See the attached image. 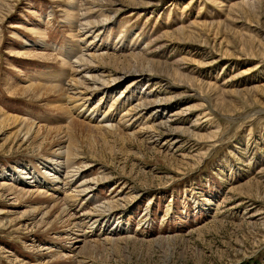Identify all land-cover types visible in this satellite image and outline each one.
<instances>
[{
	"label": "rangeland",
	"instance_id": "rangeland-1",
	"mask_svg": "<svg viewBox=\"0 0 264 264\" xmlns=\"http://www.w3.org/2000/svg\"><path fill=\"white\" fill-rule=\"evenodd\" d=\"M90 53L104 57L88 73L119 80L70 102L84 116L58 89ZM17 116L39 129L28 142ZM62 133L81 158L65 156L61 188L9 182L83 217L96 264H264V0H0V183L23 165L44 171ZM92 178L104 179L78 195ZM33 199L0 186V264L65 247ZM106 237L121 240L108 249Z\"/></svg>",
	"mask_w": 264,
	"mask_h": 264
},
{
	"label": "bare ground",
	"instance_id": "bare-ground-1",
	"mask_svg": "<svg viewBox=\"0 0 264 264\" xmlns=\"http://www.w3.org/2000/svg\"><path fill=\"white\" fill-rule=\"evenodd\" d=\"M80 15L82 17V15H85V13H80ZM86 16H88V15H86ZM100 22H102V21H100ZM82 24L83 25L79 24L80 25V27H79L80 31H86V30L91 31V29H97L100 27V24L97 23L96 21H93V22L91 21V23L86 24L87 27H85L86 26L85 23H82ZM102 24H103L102 26L105 25V23H102ZM84 55H82L81 57L79 56L78 59L74 60L72 63L73 67L75 68V71L77 73L81 74V78L80 77H79V79L74 78L72 81L68 82L66 84V89H58L59 90L58 96L61 97L60 99H62V101L66 100V103L71 104V107L75 108L76 112H79L78 115L85 113V104L72 105V103H70V102L73 99L80 97V96H81V98L85 99L86 93H89L91 95V93L96 92L98 90H103V92L112 91V89L115 88V85H116V83H118V80H119L118 77H115L114 79H107L106 77L108 75H107V73H104V72H103V74H99V75L88 73L87 69H91V67L93 66V64H91L89 62H93V61L98 60L100 57H104L103 53H99V54H93V53L91 54L90 53V54H88L89 56L86 58L84 57ZM88 59H90V60H88ZM94 63H96V62H94ZM23 89H24V91H28L29 89H31V90L34 89V90L40 91V87L33 85V84H29L28 86H26ZM74 102L76 103V101H74ZM59 104H61V103H59ZM162 104H164V103L163 102L159 103V105H162ZM145 107L147 108V105H145V103H143V104H140L135 109H138L140 111L142 109H145ZM60 108L65 109V106L61 105ZM160 114H161V112H160ZM123 115H124V113H123ZM129 115L131 116V114H129ZM84 116H85V114H84ZM6 117L11 118V116H6ZM14 119H15V122H17V125L19 126L18 129L15 131L16 132V134L14 135L15 138H17V139L23 138V140H22L23 142L24 141L28 142L30 137H35L36 133L39 132V129L36 128L37 125L32 124V123L28 122L27 120H25L21 117H18V116L14 117ZM79 121L80 120H78V119H73V120H71V122L66 127L69 128V130L72 129V127L73 128L75 127L74 128V130H75L76 127L79 125L78 124ZM162 123H165V122L163 121ZM98 126L101 127V129H102V128H106L108 126H110L109 128H111V126H113V125L104 124V125H98ZM66 127H64V128H66ZM155 136H156V134H155ZM62 137H63L62 141H60L57 144V147L54 148V150L52 151L53 158H50L49 160H46V161L43 159L46 162L44 171L38 170L37 171L38 173H37L34 170L33 173H31L32 170L27 168V166H25V165L18 167L14 171L13 170L12 171H5L8 173V175L5 174L7 177H5L3 179V182L0 183V186H1V189H5L9 193V195H11L12 200H16V198H18L19 194H21V193H23L24 196H27V198L29 200L33 199V197L35 198V200H36V198H38L39 201H38V203H36V205L34 207V210H35L34 212H43V214L40 218V221H39V226H40L39 228L44 229L43 231L46 234L50 233V232L53 233V235L56 239H58L60 241H64V243L66 244L65 247H68L69 249L72 250V253H64L63 251L66 250L65 247H62L63 251L59 247L60 248V251H59V249H55L52 247L43 248V246L39 245L38 246L40 248V249H38L39 254L41 256L47 257V260L44 262V264L45 263L46 264H54V263L55 264H96V263H98V262H96L97 260H93L92 256H88L89 252H88L87 248H88L89 243H95L97 240L83 242L85 239L84 236H86V235H85V231L83 232V229H82L83 226H81L82 224H80V222H79L80 221L79 219H82L83 217L81 218L80 216H77V214L76 215L70 214L68 206H67L68 204H64L61 201V198H59L55 195L45 193L44 192L45 189H43V188H42L43 190H41V189L40 190H35V189L25 190V189L17 188L14 185H11L14 183H10L11 181L12 182L15 181V182L22 184L23 186H28V187L29 186L35 187L36 185L39 187L42 186L44 188L48 187L49 190L50 189L52 190L51 193H53V192L55 193L56 190H58V188H61V186L59 187L57 185H59L60 182H63L65 180V177L63 180H61L62 171H63L62 167H64V165H65L63 163V159L65 158V156H68L71 158H77V157L81 158V156H80V154H78L79 152H77V150H75L76 151L75 152V151H72V149H70L71 140L67 136V134L66 133L63 134ZM153 137H154V135H153ZM80 147H82V146H80ZM47 161H49V162H47ZM48 163L51 166H48L47 165ZM88 165H86V166H88ZM82 169H83V167H79V169H77L75 171L72 170L73 172L68 173V175H72L73 177H75L74 174H76L78 177H80L81 174L83 173V172H80V171H82ZM22 172L24 174H22ZM1 175L3 176L4 173ZM21 175L23 176V178ZM47 176H50V177H48L49 179L47 178ZM103 179L104 178H98V179L92 178L91 180L88 181V183L90 184L89 185L90 187L89 188L86 187L87 188L86 190L84 188L86 182L85 181L79 182L76 185L77 188L81 189L80 191H78V195L79 194H85V192L91 191L92 187L97 185L98 183H100ZM9 180H10V182H9ZM24 180H25V182H24ZM86 181H87V179H86ZM67 196L69 197L70 195H67ZM64 199H65V197H64ZM67 201H68V199H67ZM39 215H40V213H39ZM89 215H91V214H89ZM34 218L35 217H33L29 220H33ZM83 220H84V218H83ZM120 230L124 231L123 229H120ZM120 240H121L120 238L118 239V238H114V237L113 238L112 237L111 238L106 237V239H104L103 241H104V243H106L110 246V247H108V249H109V248H114L115 245H117V242H120Z\"/></svg>",
	"mask_w": 264,
	"mask_h": 264
}]
</instances>
